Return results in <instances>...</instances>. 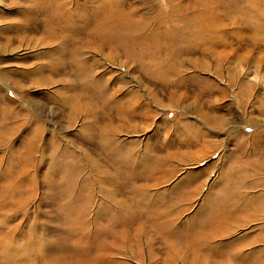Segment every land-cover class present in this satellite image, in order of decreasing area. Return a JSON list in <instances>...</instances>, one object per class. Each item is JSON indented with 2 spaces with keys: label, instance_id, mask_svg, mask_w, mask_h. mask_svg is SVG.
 Wrapping results in <instances>:
<instances>
[{
  "label": "rangeland",
  "instance_id": "rangeland-1",
  "mask_svg": "<svg viewBox=\"0 0 264 264\" xmlns=\"http://www.w3.org/2000/svg\"><path fill=\"white\" fill-rule=\"evenodd\" d=\"M120 1L53 59L0 0V264H264V0Z\"/></svg>",
  "mask_w": 264,
  "mask_h": 264
},
{
  "label": "bare ground",
  "instance_id": "bare-ground-1",
  "mask_svg": "<svg viewBox=\"0 0 264 264\" xmlns=\"http://www.w3.org/2000/svg\"><path fill=\"white\" fill-rule=\"evenodd\" d=\"M20 3L23 6L19 28L27 35L35 34L29 36L30 43L34 40L46 46L43 55H55L53 59H61L62 51L82 53L99 42L105 46L122 35L121 28L130 25L120 9V0H20Z\"/></svg>",
  "mask_w": 264,
  "mask_h": 264
}]
</instances>
